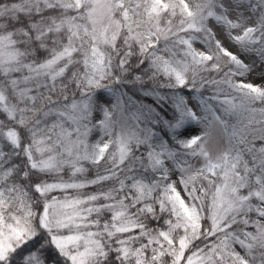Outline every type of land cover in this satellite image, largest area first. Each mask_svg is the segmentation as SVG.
<instances>
[{"label":"snow or ice","instance_id":"1","mask_svg":"<svg viewBox=\"0 0 264 264\" xmlns=\"http://www.w3.org/2000/svg\"><path fill=\"white\" fill-rule=\"evenodd\" d=\"M257 60L264 0H0V264H264Z\"/></svg>","mask_w":264,"mask_h":264},{"label":"rangeland","instance_id":"2","mask_svg":"<svg viewBox=\"0 0 264 264\" xmlns=\"http://www.w3.org/2000/svg\"><path fill=\"white\" fill-rule=\"evenodd\" d=\"M194 46L200 48L199 44H196ZM232 50L235 51L236 49L233 48ZM242 59H245L246 63L250 62V58L242 57ZM247 82H251L257 85H264V64H261L258 60L256 61V65L253 71L247 77Z\"/></svg>","mask_w":264,"mask_h":264},{"label":"trees","instance_id":"3","mask_svg":"<svg viewBox=\"0 0 264 264\" xmlns=\"http://www.w3.org/2000/svg\"><path fill=\"white\" fill-rule=\"evenodd\" d=\"M0 118H3L2 116H0Z\"/></svg>","mask_w":264,"mask_h":264}]
</instances>
